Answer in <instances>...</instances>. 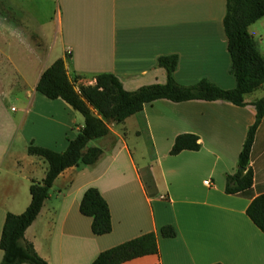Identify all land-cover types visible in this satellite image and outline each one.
Wrapping results in <instances>:
<instances>
[{"label": "crops", "instance_id": "obj_1", "mask_svg": "<svg viewBox=\"0 0 264 264\" xmlns=\"http://www.w3.org/2000/svg\"><path fill=\"white\" fill-rule=\"evenodd\" d=\"M225 5V0H9V11L0 13V82H9L5 95L24 100L13 111L18 114L11 140L3 137L0 120V235L6 214L26 210L30 182H41L48 169L27 147L64 152L84 124L65 102L35 90L41 73L60 59L75 89L112 74L133 92L165 84L167 73L157 61L176 56L177 84L206 81L233 90ZM247 31L264 58V17ZM263 88L246 95L244 106L160 99L120 124H108L109 148L94 164L67 168L56 177L23 239L47 264H92L101 252L150 232L158 253L123 264H264V234L245 214L250 201L264 194V114L251 147V189L243 195L224 192ZM4 94L1 89L0 103ZM181 134L197 136L200 149L171 156ZM103 140L88 146L99 147ZM16 142L23 150L16 151ZM89 188L108 205L109 234L93 235L91 218L79 213ZM167 225L175 237L160 236ZM2 257L0 250V263Z\"/></svg>", "mask_w": 264, "mask_h": 264}, {"label": "trees", "instance_id": "obj_2", "mask_svg": "<svg viewBox=\"0 0 264 264\" xmlns=\"http://www.w3.org/2000/svg\"><path fill=\"white\" fill-rule=\"evenodd\" d=\"M225 1L223 28L231 61L230 72L236 82L233 90H222L206 81L190 87L177 84L172 78L177 66L176 56L160 57L157 61L158 66L167 73L165 84L145 86L133 92L125 91L112 74H100L95 77L93 86H79L75 89L76 81L69 79L64 62L60 59L41 73L35 90L48 100L60 99L65 102L82 115L84 124L80 132L67 141L64 152L57 153L32 144L27 147V154L42 158L48 169L41 182H30V203L26 210L20 215L6 214L0 235V250L3 252L0 264H47L37 256L33 246L23 239L24 232L36 219L48 198L53 181L62 171L79 164L92 165L99 159L102 151L87 145L106 136L109 133L108 124H120L140 112L145 105L160 99L174 103L223 100L236 106H244V97L264 84V58L247 31L250 25L264 17V0ZM88 106L97 115H93ZM253 106L256 118L239 153L237 170L225 177L224 192L227 195H243L251 189L254 182L253 170L249 166L250 153L255 132L264 114V97L255 101ZM199 149L197 136L181 134L175 138L169 154L174 156L182 151L195 152ZM79 213L91 218L93 235L103 236L111 232L108 205L95 188H89L83 194ZM245 214L264 234V194L250 201ZM159 234L162 238L176 236L175 229L170 225L161 227ZM157 253V238L150 232L101 252L92 264H123Z\"/></svg>", "mask_w": 264, "mask_h": 264}, {"label": "rangeland", "instance_id": "obj_3", "mask_svg": "<svg viewBox=\"0 0 264 264\" xmlns=\"http://www.w3.org/2000/svg\"><path fill=\"white\" fill-rule=\"evenodd\" d=\"M34 4L30 3V5H31L30 7L34 6ZM8 11H9V0H0V13H5ZM2 25H4V24H2ZM2 62H4V59ZM5 69L7 72L6 76H8V72L10 71L8 64L3 65L2 71L4 72ZM0 76H3V75H0ZM8 85H9V82H7V81H1L0 82V90L2 89L3 94L7 93ZM260 92L261 91H259L258 93H260ZM5 94H4V97L1 98V103H0V120H1V127H2V130L4 132L3 137L4 138L7 137V138H9L8 140H11V138H13V134H14V132H13L14 124H16L15 119H16L17 114H18V113H14L13 111L16 109H19L20 103L24 99H16L14 94L12 96L5 95ZM88 108L93 115H97L96 111L91 106H88ZM80 130L77 132V134L80 132ZM102 138H104L102 145L99 147H96V148L100 149L101 151L105 150L106 148H109V145L111 144L112 135L109 132L106 136H104ZM99 139H101V138H99ZM93 143H94V146H98L97 142H93ZM14 148L16 149V151L23 150V147L21 145L18 146L17 142H16V145L14 146Z\"/></svg>", "mask_w": 264, "mask_h": 264}, {"label": "built area", "instance_id": "obj_4", "mask_svg": "<svg viewBox=\"0 0 264 264\" xmlns=\"http://www.w3.org/2000/svg\"><path fill=\"white\" fill-rule=\"evenodd\" d=\"M203 184H204L205 186H207V187L210 186V182H209V181H204Z\"/></svg>", "mask_w": 264, "mask_h": 264}]
</instances>
